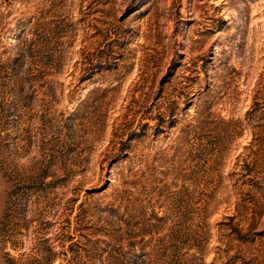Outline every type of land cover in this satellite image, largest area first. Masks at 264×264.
I'll return each mask as SVG.
<instances>
[{"label": "rangeland", "instance_id": "rangeland-1", "mask_svg": "<svg viewBox=\"0 0 264 264\" xmlns=\"http://www.w3.org/2000/svg\"><path fill=\"white\" fill-rule=\"evenodd\" d=\"M0 264H264V0H0Z\"/></svg>", "mask_w": 264, "mask_h": 264}]
</instances>
